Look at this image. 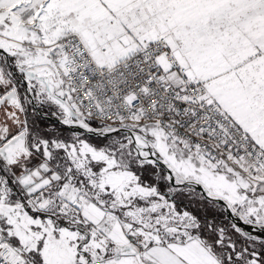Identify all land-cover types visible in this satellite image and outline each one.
Returning <instances> with one entry per match:
<instances>
[{"label":"snow or ice","instance_id":"6c2138e0","mask_svg":"<svg viewBox=\"0 0 264 264\" xmlns=\"http://www.w3.org/2000/svg\"><path fill=\"white\" fill-rule=\"evenodd\" d=\"M0 264H264V0H0Z\"/></svg>","mask_w":264,"mask_h":264}]
</instances>
